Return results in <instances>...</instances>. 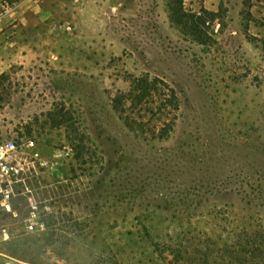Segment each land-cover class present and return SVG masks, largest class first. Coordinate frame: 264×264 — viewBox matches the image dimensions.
<instances>
[{"label": "rangeland", "instance_id": "1", "mask_svg": "<svg viewBox=\"0 0 264 264\" xmlns=\"http://www.w3.org/2000/svg\"><path fill=\"white\" fill-rule=\"evenodd\" d=\"M26 1L0 0V135L63 156L0 209V264H264V0ZM143 74L169 132L120 103Z\"/></svg>", "mask_w": 264, "mask_h": 264}, {"label": "built area", "instance_id": "2", "mask_svg": "<svg viewBox=\"0 0 264 264\" xmlns=\"http://www.w3.org/2000/svg\"><path fill=\"white\" fill-rule=\"evenodd\" d=\"M63 156L62 151H57L54 155V163L43 159L35 150L32 140L18 143L14 139L3 138L0 135V209L14 214L11 200L24 194L22 187H25L27 180L36 177L40 170L57 169L59 158ZM26 182V183H25ZM27 230L43 231L45 222L37 219L32 212L28 218ZM3 264H14L7 260Z\"/></svg>", "mask_w": 264, "mask_h": 264}, {"label": "trees", "instance_id": "3", "mask_svg": "<svg viewBox=\"0 0 264 264\" xmlns=\"http://www.w3.org/2000/svg\"><path fill=\"white\" fill-rule=\"evenodd\" d=\"M175 17L181 24H187L189 21L188 17L179 9L175 12ZM129 82L130 89L121 95L120 103L122 105L129 104V108L138 109V111L145 110L150 118H154L155 122L163 121L160 129L169 132L174 125L175 115L179 109V99L175 90L162 79L149 74L138 77L130 76ZM253 251H244V257L247 255L246 259L253 260L255 258Z\"/></svg>", "mask_w": 264, "mask_h": 264}, {"label": "crops", "instance_id": "4", "mask_svg": "<svg viewBox=\"0 0 264 264\" xmlns=\"http://www.w3.org/2000/svg\"><path fill=\"white\" fill-rule=\"evenodd\" d=\"M39 1V0H38ZM26 2H30L29 0L28 1H26ZM40 3H39V5H44V6H46L47 5V0H42V1H39Z\"/></svg>", "mask_w": 264, "mask_h": 264}]
</instances>
